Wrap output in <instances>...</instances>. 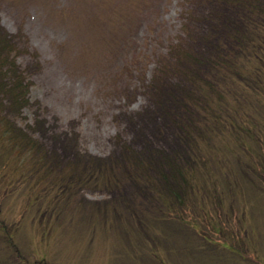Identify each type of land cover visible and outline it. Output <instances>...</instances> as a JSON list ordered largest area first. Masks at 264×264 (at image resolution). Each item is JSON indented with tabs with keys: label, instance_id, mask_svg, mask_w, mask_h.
<instances>
[{
	"label": "rangeland",
	"instance_id": "374dc122",
	"mask_svg": "<svg viewBox=\"0 0 264 264\" xmlns=\"http://www.w3.org/2000/svg\"><path fill=\"white\" fill-rule=\"evenodd\" d=\"M184 8L193 12L185 18L202 22L203 3L191 0H0V31L15 47L0 72L16 66L28 88V103L16 113L18 125L64 166L80 155L108 157L138 140V148L147 140L162 147L155 120L163 115L151 79L157 57L184 35ZM11 163L6 178L21 173V163ZM35 171L28 185L19 182L0 193V264H264V193L226 187L218 170L215 186L224 188L227 201L217 205L206 197L201 209L228 214L222 231L215 235L210 227L195 238L192 229L179 228L169 243L160 236L144 241L130 219L110 206L122 195L134 196L128 178L119 176L115 187L73 184L69 198L53 203L39 186L40 179L49 183L44 170ZM184 185H172L176 201L184 200ZM38 187L41 213L31 202ZM174 214L192 220L186 211ZM143 224L147 235L154 231V223Z\"/></svg>",
	"mask_w": 264,
	"mask_h": 264
},
{
	"label": "trees",
	"instance_id": "16d2710c",
	"mask_svg": "<svg viewBox=\"0 0 264 264\" xmlns=\"http://www.w3.org/2000/svg\"><path fill=\"white\" fill-rule=\"evenodd\" d=\"M191 1L203 3L202 22L197 24L192 18H185L193 12L183 9L184 35L169 46L166 55L157 57L151 79L152 95L163 115L160 122L154 119L159 124L157 136L164 139L166 146L159 148L147 140L142 142L147 145L138 148L135 147L138 140L108 157L80 155L70 164L59 165L57 157L42 149L24 126L16 122V113L22 111L29 99L24 78L17 75L16 66L0 72V183L8 174L10 162L21 163V173L8 175L0 193H7L19 182L28 185L36 168L44 170L49 182L40 179L43 198L53 203L69 198L67 191L73 184L92 181L115 187L122 176L128 178L134 196L124 200L122 195L118 204L110 206L118 207L126 221L130 219L144 241L151 242L160 236L168 243L179 228L192 229L195 238L200 230L210 227L215 235L222 231L228 214L209 207L201 209L206 208L203 203L206 197L208 201L214 197L217 205L227 201L222 196L224 188L215 186V171L218 170L220 184L226 187L264 193V0ZM12 42L11 37L0 31V63L8 62L10 52L15 49ZM50 167L48 173L46 168ZM54 168L65 172L55 176ZM75 169L78 173L73 178ZM174 182L185 184L184 200H175L178 196L174 197L171 189ZM125 184L122 182L120 187ZM40 188L36 189L37 197L31 199L38 212ZM185 202L198 207L195 208L198 217L192 212L194 207L185 206ZM175 211L190 213L192 220L184 222L183 216H175ZM204 213L212 221L201 220ZM217 217L220 220L215 221ZM146 221L154 223V231L149 235L143 224Z\"/></svg>",
	"mask_w": 264,
	"mask_h": 264
}]
</instances>
